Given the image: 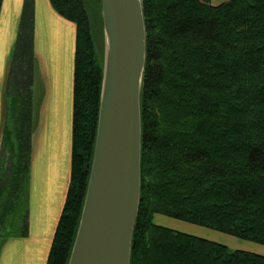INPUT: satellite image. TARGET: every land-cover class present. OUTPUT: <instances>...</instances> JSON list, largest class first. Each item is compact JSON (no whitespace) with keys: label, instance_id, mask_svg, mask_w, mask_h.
<instances>
[{"label":"trees","instance_id":"1","mask_svg":"<svg viewBox=\"0 0 264 264\" xmlns=\"http://www.w3.org/2000/svg\"><path fill=\"white\" fill-rule=\"evenodd\" d=\"M76 27L71 173L46 264H68L97 130L102 57L84 0H49ZM2 0H0L1 8ZM140 197L130 264H264L153 223L160 215L264 246V0H141ZM34 0H23L0 137V246L27 235Z\"/></svg>","mask_w":264,"mask_h":264},{"label":"water","instance_id":"2","mask_svg":"<svg viewBox=\"0 0 264 264\" xmlns=\"http://www.w3.org/2000/svg\"><path fill=\"white\" fill-rule=\"evenodd\" d=\"M104 57L96 137L68 264H130L140 197L141 0H100Z\"/></svg>","mask_w":264,"mask_h":264},{"label":"crops","instance_id":"3","mask_svg":"<svg viewBox=\"0 0 264 264\" xmlns=\"http://www.w3.org/2000/svg\"><path fill=\"white\" fill-rule=\"evenodd\" d=\"M22 5L23 0H2L0 8L1 129L7 67ZM75 32V25L60 17L49 0H34L27 235L1 242L0 264L47 261L71 173Z\"/></svg>","mask_w":264,"mask_h":264},{"label":"rangeland","instance_id":"4","mask_svg":"<svg viewBox=\"0 0 264 264\" xmlns=\"http://www.w3.org/2000/svg\"><path fill=\"white\" fill-rule=\"evenodd\" d=\"M86 10L88 12L89 20L92 28V36L95 41V47L100 57H104V35L102 25V12L100 0H84ZM3 86L0 85V120H2V101ZM1 124V122H0ZM1 137V128H0ZM161 222V223H160ZM153 223L177 232L192 235L208 241H212L226 246L229 250H242L246 252L255 253L264 256V246L257 245L248 241L240 240L232 236L221 234L219 232L170 219L160 215L153 216Z\"/></svg>","mask_w":264,"mask_h":264}]
</instances>
